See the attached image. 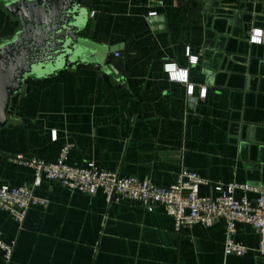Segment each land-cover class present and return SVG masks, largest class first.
I'll use <instances>...</instances> for the list:
<instances>
[{
	"label": "crops",
	"instance_id": "obj_1",
	"mask_svg": "<svg viewBox=\"0 0 264 264\" xmlns=\"http://www.w3.org/2000/svg\"><path fill=\"white\" fill-rule=\"evenodd\" d=\"M10 1L0 0V45L21 29L6 9ZM83 5L90 16L83 36L117 48L120 76L78 64L27 78L11 98L0 130V187L27 186L49 205L29 209L22 224L0 210L2 238L15 243L10 264H264L251 225H237L248 254L226 256L222 220L176 232L163 208L109 204L102 192L90 196L47 180L34 188V173L12 161L22 155L55 163L71 145L73 167L94 163L161 188L184 170L209 182L203 196L218 183L264 184V41L248 38L254 27L264 31V0ZM166 65L188 70V84L170 80Z\"/></svg>",
	"mask_w": 264,
	"mask_h": 264
},
{
	"label": "built area",
	"instance_id": "obj_2",
	"mask_svg": "<svg viewBox=\"0 0 264 264\" xmlns=\"http://www.w3.org/2000/svg\"><path fill=\"white\" fill-rule=\"evenodd\" d=\"M263 37V30L252 29L250 43L262 44ZM187 55L191 65L198 63V58L192 56L190 51ZM115 57H119V53ZM165 69L170 80L188 84V70L178 69L176 65H166ZM206 92V89H202L201 96L205 97ZM70 150L71 145L64 146L58 160L51 164L26 159L22 155H17L12 161L34 173V188L40 187L47 180L90 196L102 192L109 204L140 203L148 212L163 208L173 219L176 232L195 225L211 227L216 221L222 220L226 225V256L243 257L248 254L249 248L236 240L237 225H251L260 236L257 252L264 258V184L218 183L211 186L208 196H203L200 193L201 187L209 186V182L196 173L184 170L173 186L161 188L151 179L120 177L117 173L100 170L94 163L85 168L73 167L68 164ZM237 191L243 193L241 198L236 197ZM249 194H255L256 198L250 200ZM48 205L47 199L35 196L27 186L0 187V210L9 213L20 224L25 221L29 209L47 208ZM14 244L4 241L0 232V250L5 264H10L12 260Z\"/></svg>",
	"mask_w": 264,
	"mask_h": 264
},
{
	"label": "water",
	"instance_id": "obj_3",
	"mask_svg": "<svg viewBox=\"0 0 264 264\" xmlns=\"http://www.w3.org/2000/svg\"><path fill=\"white\" fill-rule=\"evenodd\" d=\"M6 9L21 29L0 45V130L8 122L11 98L29 77H48L78 64L120 76L112 60L117 48L107 50L83 36L90 21L83 0H12Z\"/></svg>",
	"mask_w": 264,
	"mask_h": 264
}]
</instances>
